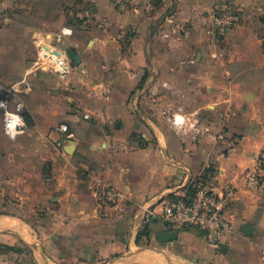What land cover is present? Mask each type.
Masks as SVG:
<instances>
[{"label": "crops", "instance_id": "1", "mask_svg": "<svg viewBox=\"0 0 264 264\" xmlns=\"http://www.w3.org/2000/svg\"><path fill=\"white\" fill-rule=\"evenodd\" d=\"M227 5L241 16L215 45L208 11ZM262 15L264 0H0V85L31 121L10 140L0 111V264H264V175L256 191L240 176L264 153V80L233 69L264 66ZM39 41L65 76L40 67ZM200 178L237 189L216 244L159 215ZM108 183L121 215L98 203Z\"/></svg>", "mask_w": 264, "mask_h": 264}, {"label": "built area", "instance_id": "2", "mask_svg": "<svg viewBox=\"0 0 264 264\" xmlns=\"http://www.w3.org/2000/svg\"><path fill=\"white\" fill-rule=\"evenodd\" d=\"M114 2L122 7L130 0H114ZM241 12V9L229 5L214 7L208 11L210 18L208 34L213 44H219L226 32L238 23ZM70 32L69 28L61 30L62 34H70ZM43 44L49 46L48 51L44 50ZM38 46L43 54V60L39 63L40 67L49 66L55 73L66 75L69 68L67 56L59 49L43 41H39ZM217 55V52L212 53L213 57ZM24 108V101L17 92L0 85L2 131L10 140L17 139L26 130ZM172 118L175 125L184 124L183 116L173 115ZM58 129L65 132L66 126L59 125ZM263 175L264 153L259 155L253 167L245 169L240 176L246 189L256 191L263 184ZM236 191V187L229 182L223 186L220 193H217L207 179L200 178L191 184L189 192L174 194L162 201L159 215L166 225L194 227L207 242L216 244L221 233L232 229L229 213L234 206ZM96 195L102 208H106L108 211L117 209L120 210V215L122 214V200L124 198L122 190L110 183L98 184L96 185ZM153 213V209L146 211L143 224L150 222ZM259 252L260 257L264 259V242L260 245Z\"/></svg>", "mask_w": 264, "mask_h": 264}, {"label": "rangeland", "instance_id": "3", "mask_svg": "<svg viewBox=\"0 0 264 264\" xmlns=\"http://www.w3.org/2000/svg\"><path fill=\"white\" fill-rule=\"evenodd\" d=\"M87 49H89V46L87 47ZM41 60H43L42 51L40 52V61ZM43 66H44V69L51 68V67H45V65H43ZM252 66H253L252 64H245V65L244 64H235L233 66V69H234V71H236V74H235L236 77L237 78H243L246 81L250 82L251 84L252 83L256 84L258 82H262L264 80V66L262 68H259V69L253 68ZM55 74L58 75L59 77L65 76V75H60L57 73H55ZM85 78L87 80L89 78V75L85 74ZM21 97L24 99L23 96H21ZM24 113H26L25 109H24Z\"/></svg>", "mask_w": 264, "mask_h": 264}, {"label": "water", "instance_id": "4", "mask_svg": "<svg viewBox=\"0 0 264 264\" xmlns=\"http://www.w3.org/2000/svg\"><path fill=\"white\" fill-rule=\"evenodd\" d=\"M43 47H44V50H45V51H48V50H49V46H48V45L43 44ZM75 58H76V56H74V55L71 57V60L73 61V63H76ZM242 229H243V232H244V233H246V234H250V233H251V230H252V227H251L250 225H244V226L242 227ZM171 234H173V233H169V232H167V233H163V234H162V237H163V238H167V237H169Z\"/></svg>", "mask_w": 264, "mask_h": 264}, {"label": "trees", "instance_id": "5", "mask_svg": "<svg viewBox=\"0 0 264 264\" xmlns=\"http://www.w3.org/2000/svg\"><path fill=\"white\" fill-rule=\"evenodd\" d=\"M260 22H261L262 24H264V15L261 16V18H260ZM261 47H262V50H263V52H264V40L262 41V45H261ZM23 115H24V119H25L26 124H30L31 121H30L28 115H27L26 113H23Z\"/></svg>", "mask_w": 264, "mask_h": 264}]
</instances>
